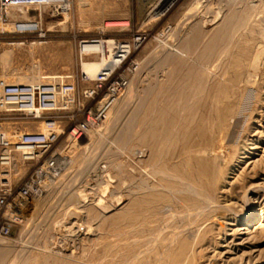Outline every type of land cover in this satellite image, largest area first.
<instances>
[{"label":"rangeland","instance_id":"obj_1","mask_svg":"<svg viewBox=\"0 0 264 264\" xmlns=\"http://www.w3.org/2000/svg\"><path fill=\"white\" fill-rule=\"evenodd\" d=\"M22 11L41 12L44 22L31 33L0 24V78L74 81L85 107L51 112L66 132L94 110L80 92L104 69L88 75L82 65L101 60L98 44L106 41L112 59L107 41L141 40L119 74L129 85L107 120L78 142L64 135L60 145L70 148L60 173L10 235L0 232V264H264V0H70L61 14L46 6ZM152 87L156 103L168 99L175 131L183 116L211 121L228 111L214 131L210 179L197 175L184 143L165 147L160 139L151 147L141 139L142 121L157 118ZM246 149L258 153L252 164L238 162ZM27 169L19 163L13 179ZM249 215L251 232L238 235L233 229ZM224 240L235 247L229 256L220 253Z\"/></svg>","mask_w":264,"mask_h":264},{"label":"built area","instance_id":"obj_2","mask_svg":"<svg viewBox=\"0 0 264 264\" xmlns=\"http://www.w3.org/2000/svg\"><path fill=\"white\" fill-rule=\"evenodd\" d=\"M29 6H46L50 11L52 7L61 14L70 8V0H0L2 29L18 33L40 30L44 22L41 12L27 17L22 15V8ZM137 40L141 38L107 41L120 46L129 45L132 51L115 72L108 74V70H102L90 86L81 90L84 100L95 103L94 110H88L85 120L67 129V132L60 122L51 118V112L68 110L77 105L85 107V102L80 103L78 99L79 91L74 81L62 76H49L46 81L11 83L0 78V125L26 120L38 124L33 130L14 129L10 132L0 126V214L6 220V224L0 227L2 235H10V226L21 223L43 197L60 173L66 157L64 152L70 148V143L78 142L90 127L107 120L110 108L125 92V85H117L116 79L125 72L124 64L137 47ZM120 50L117 48L118 53ZM84 75L90 78L86 73ZM65 134L66 142L70 143L63 146L60 143L64 141ZM19 163L28 169L14 180L13 175L19 174Z\"/></svg>","mask_w":264,"mask_h":264},{"label":"bare ground","instance_id":"obj_3","mask_svg":"<svg viewBox=\"0 0 264 264\" xmlns=\"http://www.w3.org/2000/svg\"><path fill=\"white\" fill-rule=\"evenodd\" d=\"M109 43H111V42H109ZM98 45H100V46H99V49H97L96 51H98L101 54V60L99 62H90V63H84V64H82L83 67H84V70L87 72V74L88 73L95 74L98 70H100L102 68H104L103 70H108V74H109V72L110 73L115 72V69H116L115 64H119L120 65V63L124 60V57L129 53V51L131 52V48H132L129 45L120 46L119 44H117V45L113 44L112 49H113L114 52H113V55L111 54L113 56V58L110 59L111 56L108 54V50H107L109 48L106 49V47H108L107 46V43L101 42ZM110 45H112V44H110ZM117 48H121L120 53H118ZM111 53H112V51H111ZM116 84L119 85V86H122V87L125 85L124 87L127 88L128 85H129V81H128V79L125 76L119 75L118 78L116 79ZM153 87H152V90L150 91L149 97H152V98H154L153 100H155L152 104H154V108H156V110H157V112H155V113H157L156 114L157 115L156 116L157 118L155 120H153L151 124L149 123V125H148V123L145 124V122L142 121L141 126H140V129H143V135L141 136V139L145 143H149V145H151V147L155 144V141L156 140L157 141H160V139H163V143L164 144H162V145L165 146V147L167 145L168 146L169 145L170 146H174V145L176 146V144L184 143V146L185 147L182 148V150L184 149L183 153L187 156L188 159H190L191 161H193L195 163V166L196 165L197 166L199 165V170L197 171V175L199 177L203 178L204 180L206 178L210 179L211 175L214 174V170H213L214 168L212 166V162L213 161L210 159V153H212V150L214 149L212 147H214V145H215V139H216V135H215V132L214 131H215V128H217V129L220 128V127L222 129L224 128L223 127V124L226 121V116H227L228 111H226L223 114H221L220 115V118H216V119L211 120V121L209 119L208 120H203L202 117L198 120L197 119V116L198 115H196L194 117H184L183 116V118L181 120V123H180V127L178 128L177 131H175V127H174V130H172L173 128H171V127L175 124V122L177 120H175V122L173 124V120L172 119H170V118L168 120L166 119L167 116L169 117V114H170L169 111H171L169 109L170 106L167 105V100L168 99L166 101H164L166 99V97H165V99L163 100V104H159L162 100L158 101V99H159L158 95L159 94L156 95L155 88H153ZM190 101H191V99H190ZM156 102H159V103H156ZM176 107H178V106H176ZM183 107H185V106H183ZM216 107H217V105H216ZM138 108H140V107H137L136 106V109H133L134 112H133V115H132V118H131L132 119V122H133L132 125H133L134 130L139 127V123H138V113H139V109ZM179 108H180V106H179ZM174 112H175V110H174ZM179 115L180 114L178 113V116ZM180 117H178V118H180ZM145 121L147 122V120H145ZM194 121H196V122L194 123ZM162 123H164L165 125L161 127L160 125ZM175 126H177V124H175ZM192 126H193V129H192L193 131L191 130V127ZM189 130H191L192 133L189 132ZM192 134L195 135L194 136L195 138H193L194 139L193 141H191V138L193 137ZM159 145H161V144H159ZM252 148L253 149H258V146L253 145ZM246 151H247V149H246ZM249 154H251V156ZM243 155H242V159L243 160L245 159V160L243 161L241 159L240 161L238 160V162L246 163L248 165V164L254 163L257 160V159L254 158V156L255 155H258V153L257 154H255V153L252 154V153H250V152L247 151V152H244ZM65 158L63 160H65ZM260 217H263V220H262V222H263L264 221V214L261 215ZM254 218H255L254 215H249L247 218H244L243 224L245 226L243 228H241V227L235 228V229H233V231L234 232H237V234L238 235H241V236L244 235V234L250 233L251 231H250L249 227L252 226V224L249 223V222H251ZM259 225H263V223L260 222ZM243 230H245V231H243ZM243 240H244V238H243ZM221 245L220 246L223 247L224 250L222 252H220V253L223 254L224 256H229L231 253H233L232 252V249H235V247L232 246L231 242H228V241H225L224 244H221ZM236 245H241V243L240 242L238 244L236 243Z\"/></svg>","mask_w":264,"mask_h":264}]
</instances>
